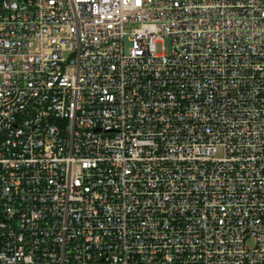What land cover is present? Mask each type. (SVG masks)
Wrapping results in <instances>:
<instances>
[{"label": "built area", "instance_id": "built-area-1", "mask_svg": "<svg viewBox=\"0 0 264 264\" xmlns=\"http://www.w3.org/2000/svg\"><path fill=\"white\" fill-rule=\"evenodd\" d=\"M0 264H264V0H0Z\"/></svg>", "mask_w": 264, "mask_h": 264}, {"label": "rangeland", "instance_id": "rangeland-1", "mask_svg": "<svg viewBox=\"0 0 264 264\" xmlns=\"http://www.w3.org/2000/svg\"><path fill=\"white\" fill-rule=\"evenodd\" d=\"M126 49L128 50L129 49V47L131 46V44H130V42L128 41V40H126ZM165 52L167 53V54H169L170 53V51H171V43H170V41L169 40H166L165 41Z\"/></svg>", "mask_w": 264, "mask_h": 264}]
</instances>
